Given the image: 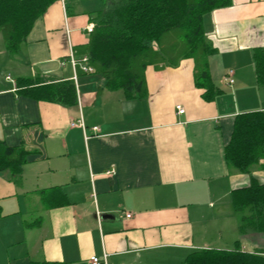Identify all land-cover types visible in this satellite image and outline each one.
<instances>
[{
	"label": "crops",
	"instance_id": "obj_1",
	"mask_svg": "<svg viewBox=\"0 0 264 264\" xmlns=\"http://www.w3.org/2000/svg\"><path fill=\"white\" fill-rule=\"evenodd\" d=\"M78 4L54 2L17 53L0 32V140L29 152L18 181L0 173V264H90L105 253L110 264H183L196 249L236 241L264 253V230H242L231 199L253 178L264 185V159L250 172L225 159L235 118L264 111L254 62L264 48V0H232L205 14L209 71L222 90L212 101L195 85L192 57L149 64L146 94L133 99L104 88L95 72L76 73L70 54H86L97 12ZM25 78L73 80L78 102L28 97ZM81 119L85 129L72 125Z\"/></svg>",
	"mask_w": 264,
	"mask_h": 264
},
{
	"label": "trees",
	"instance_id": "obj_2",
	"mask_svg": "<svg viewBox=\"0 0 264 264\" xmlns=\"http://www.w3.org/2000/svg\"><path fill=\"white\" fill-rule=\"evenodd\" d=\"M57 0H0V32L6 48L20 50L35 22ZM232 0H120L94 14L95 26L85 47L95 73L104 88L121 89L127 98L146 94L145 70L149 64H175L179 56L195 60V85L204 88L203 98L212 101L222 90L213 82L208 58L213 47L208 41L204 16L229 6ZM153 42L159 44L154 48ZM177 62V61H176ZM257 80L264 86V48L254 51ZM22 93L36 100L75 105L77 89L73 80L49 82L23 79ZM29 152L0 140V173L22 176ZM228 166L250 172L264 159V111H251L235 118L233 133L225 147ZM233 208L240 214L241 228L264 230V185L255 178L248 186L231 193ZM183 264H264L263 252L241 249L204 248L192 251Z\"/></svg>",
	"mask_w": 264,
	"mask_h": 264
},
{
	"label": "built area",
	"instance_id": "obj_3",
	"mask_svg": "<svg viewBox=\"0 0 264 264\" xmlns=\"http://www.w3.org/2000/svg\"><path fill=\"white\" fill-rule=\"evenodd\" d=\"M94 28V25L91 24L87 27L88 32H92ZM70 63L74 69V71L77 73L78 70H81L84 73H94L95 68L90 64L89 61V56L88 55H82L81 57H76L73 53L70 54ZM75 73L74 75V80L77 81V74ZM234 71L229 70L228 74L225 77V81L229 84L232 85L234 83V78H233ZM177 110L178 113H183L185 109L181 105H177ZM81 125L85 129V124L83 120H79L77 123L73 122L72 125ZM95 132H99L100 128L98 126H95L93 128ZM87 138V137H86ZM107 175H114L115 170H110L106 172ZM125 216L126 217H131L132 213L130 211H125ZM90 264H110L108 261V254H104L102 257H99L97 255H92L90 257Z\"/></svg>",
	"mask_w": 264,
	"mask_h": 264
},
{
	"label": "rangeland",
	"instance_id": "obj_4",
	"mask_svg": "<svg viewBox=\"0 0 264 264\" xmlns=\"http://www.w3.org/2000/svg\"><path fill=\"white\" fill-rule=\"evenodd\" d=\"M78 7L82 6L88 13L96 12L98 10L108 9L109 2L108 0H77ZM120 0H115L118 2ZM237 215H239L237 213Z\"/></svg>",
	"mask_w": 264,
	"mask_h": 264
},
{
	"label": "water",
	"instance_id": "obj_5",
	"mask_svg": "<svg viewBox=\"0 0 264 264\" xmlns=\"http://www.w3.org/2000/svg\"><path fill=\"white\" fill-rule=\"evenodd\" d=\"M106 216H110L109 214H104V215H102V217H106Z\"/></svg>",
	"mask_w": 264,
	"mask_h": 264
}]
</instances>
